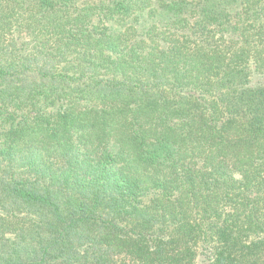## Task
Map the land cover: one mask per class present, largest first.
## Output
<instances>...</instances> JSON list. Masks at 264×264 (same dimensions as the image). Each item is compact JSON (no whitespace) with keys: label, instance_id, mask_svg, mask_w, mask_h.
<instances>
[{"label":"trees","instance_id":"obj_1","mask_svg":"<svg viewBox=\"0 0 264 264\" xmlns=\"http://www.w3.org/2000/svg\"><path fill=\"white\" fill-rule=\"evenodd\" d=\"M0 264H264V0H0Z\"/></svg>","mask_w":264,"mask_h":264}]
</instances>
